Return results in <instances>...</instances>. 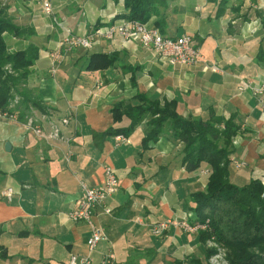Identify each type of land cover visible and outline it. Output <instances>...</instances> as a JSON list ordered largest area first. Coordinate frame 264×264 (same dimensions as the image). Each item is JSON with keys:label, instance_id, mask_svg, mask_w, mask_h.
<instances>
[{"label": "crops", "instance_id": "0c3cea01", "mask_svg": "<svg viewBox=\"0 0 264 264\" xmlns=\"http://www.w3.org/2000/svg\"><path fill=\"white\" fill-rule=\"evenodd\" d=\"M42 1L0 0V10L17 28L4 33L8 51L38 52L12 104L26 96L29 112L22 121L18 113L0 114V233L8 256L0 264H68L72 255L91 256L99 264L107 254L115 264H207L200 234L183 224L194 222L192 196L205 192L209 168L186 170L182 144L169 127L146 148L150 118L126 137L129 144L108 132L130 125L127 117L116 122L113 110L120 103L141 105L139 96L175 104L185 119L231 121L238 130L230 180L238 187L252 181L264 187V92L254 90L264 86V0L154 4L147 25L171 39L190 36L201 50L204 60L190 67L170 65L120 36L99 40L90 50L68 51L61 45L65 32L42 13ZM49 1L57 22L79 36L127 21L124 0ZM54 53L63 59L52 73ZM96 54L116 61L104 70H87ZM55 127L61 140L37 134ZM107 167L119 187L107 201L111 214H95L106 240L90 252L92 228L74 223L69 213L80 204L83 184L104 183ZM7 189L15 191L12 202L2 197ZM161 222H170L169 228L154 235L152 227Z\"/></svg>", "mask_w": 264, "mask_h": 264}, {"label": "trees", "instance_id": "16d2710c", "mask_svg": "<svg viewBox=\"0 0 264 264\" xmlns=\"http://www.w3.org/2000/svg\"><path fill=\"white\" fill-rule=\"evenodd\" d=\"M160 0H124L128 11L123 17L127 21L147 24L155 12ZM158 28V27H157ZM17 28L7 19L4 9L0 10V114L13 117L18 113L23 120L29 112V101H19L15 108V93L26 82L30 68L35 64L38 52L30 48L25 52L10 53L7 49L4 33L15 32ZM116 61L115 56L105 54L92 55L87 70L107 69ZM141 105L132 106L120 103L113 110L114 119L120 122L124 117L130 120L127 128L115 127L108 134L116 137H129L135 128L150 118V132L144 140L148 148L157 142L169 127L176 139L182 144V164L189 172L198 171L202 165L210 170L205 192L192 196L195 207L194 222L210 221V232H202L200 240L204 242L214 237L228 251L231 264H264V201L261 198L264 187L257 181L238 187L230 180V156L233 153L232 138L238 128L231 122L218 117L209 121L185 119L175 104L161 105L139 96ZM223 127V128H221ZM256 251V252H255ZM208 252L207 256L208 257ZM0 258H8L1 244Z\"/></svg>", "mask_w": 264, "mask_h": 264}, {"label": "built area", "instance_id": "2783aa9c", "mask_svg": "<svg viewBox=\"0 0 264 264\" xmlns=\"http://www.w3.org/2000/svg\"><path fill=\"white\" fill-rule=\"evenodd\" d=\"M41 7L42 13L47 17L53 18L56 25L60 26L65 32V37L61 45L68 51L90 50L99 40L111 41L116 36H120L127 43H139L144 48L151 50L159 60L165 61L173 66H196L204 60L201 50L194 45L190 36L171 39L161 35L156 28L136 21H125L119 25L109 26L104 29L96 28L87 36H79L57 22L54 16V8L49 0H43ZM51 58L52 73H54L56 64L61 63L63 56L60 53H54ZM214 70L218 69L214 67ZM242 90V88H239V91ZM254 90L256 94H262L264 92V86L256 87ZM62 122L67 126L70 120L64 119ZM37 134L49 139H62L61 131L57 127L49 134H42L40 130H37ZM115 139L118 143H130L129 139L123 135L116 136ZM206 173H208V170ZM118 187L119 182L114 169L112 167L105 168L104 183L98 187H89L83 184L80 204L69 213V218L74 223L87 224L92 228V233L87 240V247L90 252H94L98 245L106 240V236L94 224L95 214L99 209H102L105 214H111V209L107 206V201L116 194ZM14 195L15 191L13 189H7L2 193V197L8 202L13 201ZM183 225L185 229H193L188 224ZM169 226L170 222L158 223L152 227V233L154 235H161ZM92 263L93 258L91 256L72 255L68 264ZM99 264H115V256L113 254H107L102 257Z\"/></svg>", "mask_w": 264, "mask_h": 264}, {"label": "rangeland", "instance_id": "374dc122", "mask_svg": "<svg viewBox=\"0 0 264 264\" xmlns=\"http://www.w3.org/2000/svg\"><path fill=\"white\" fill-rule=\"evenodd\" d=\"M261 198L264 201V189L261 194ZM195 217V216H194ZM193 217V219H195ZM189 227L193 228L192 230L186 229L190 233H199L201 235L202 232H210V221L207 220L205 223H196V224H188ZM207 248L208 257H206L207 264H231L228 259V251L221 244L217 243L215 238L209 237L207 240L203 242ZM256 252V251H255ZM207 256V254H206Z\"/></svg>", "mask_w": 264, "mask_h": 264}, {"label": "water", "instance_id": "95a60500", "mask_svg": "<svg viewBox=\"0 0 264 264\" xmlns=\"http://www.w3.org/2000/svg\"><path fill=\"white\" fill-rule=\"evenodd\" d=\"M5 147L8 152L11 151V144L7 143Z\"/></svg>", "mask_w": 264, "mask_h": 264}]
</instances>
